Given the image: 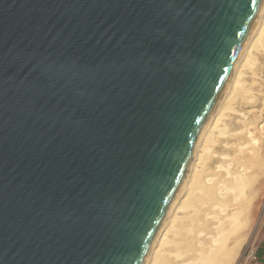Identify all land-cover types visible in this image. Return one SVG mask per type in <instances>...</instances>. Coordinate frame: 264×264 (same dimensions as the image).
Here are the masks:
<instances>
[{"label": "water", "instance_id": "obj_1", "mask_svg": "<svg viewBox=\"0 0 264 264\" xmlns=\"http://www.w3.org/2000/svg\"><path fill=\"white\" fill-rule=\"evenodd\" d=\"M264 0H0V264H142Z\"/></svg>", "mask_w": 264, "mask_h": 264}, {"label": "rangeland", "instance_id": "obj_2", "mask_svg": "<svg viewBox=\"0 0 264 264\" xmlns=\"http://www.w3.org/2000/svg\"><path fill=\"white\" fill-rule=\"evenodd\" d=\"M263 6H264V2H263ZM261 10H262V7L258 12L257 17H259V15L263 13L264 10L263 11ZM250 34L248 38H250ZM263 38H264V34H263L262 39ZM247 41H249V39ZM260 42H259L258 48L255 49L256 51L254 50L255 52L253 53L254 55L253 60H252L253 62L251 63V65H249L247 70H245L242 76L243 84H240V86L241 85L242 86L236 87L237 89L227 87V83L230 82L229 80L231 79L229 78L228 81L226 82L225 89L223 90L218 102L215 105L213 112L217 111L219 115L222 114L220 118V122H218L219 123L218 129L220 127V130L218 131V133L215 132L214 134L215 143L213 142L214 146L212 145V150L210 151V154L208 153L210 156L206 154V157L209 156L207 157L208 159H206L207 161H205L204 163V166L206 167V169L205 167H203V170L208 172L207 175L210 174V176H207V178L209 177L212 180V183H214L213 182L214 180H216L215 183L217 182L216 184L217 194L216 192H214V190L212 191V193L214 194L213 196L209 197V200L206 198L208 200L207 201L208 203L206 206L212 205L210 204L212 202H215V203L218 202L223 207L227 205L225 207V211L223 210L224 208L222 209V206H218L219 205L218 203H217L218 207L216 206V204L213 203V206L210 209H208L209 207L205 206L208 210H210L209 212L211 214H212V211H214L217 208L214 214H219V213L220 214L215 215L216 218L218 219L217 220L215 218L218 221L216 222L219 224L220 221L221 222L225 221L226 223L228 222L227 224H229V221H227V218H226L227 214L231 213V211H234V210L238 211V208L239 210L241 209V213L239 211V215H238L239 216L238 221L241 223V225L237 227V229L235 228L236 230L233 231V233L230 234V237H229L230 239L229 242H231L232 239H236L237 241L236 247L233 250L232 259L226 264H245L247 254L252 248H255L257 246L261 237L263 236V231H264V39L263 41L261 40ZM234 72H235V66L233 68L232 73L234 74ZM211 114L208 115L207 120L208 122L211 121L210 123L212 126L214 122L212 123L213 120H211L212 118ZM204 127L205 126H203V128ZM202 130L200 131V133L202 132ZM194 147H193L194 152L192 151L191 160L188 163L187 171L183 179L187 178L189 174L188 171L191 168V165L193 164V162L197 161L196 159L197 151H196L195 144H194ZM228 170L230 171L227 172ZM230 173L235 175V179L239 177H243V179L241 178L243 181L240 178L238 180L239 181L241 180L242 181V182L240 181L241 183L244 182L243 185L245 184L244 185L245 187L243 188L244 190L242 189L243 192L241 191L242 194L236 197V199L233 198L234 200L229 199V198H232L233 196V195H230L232 193H229L230 197L226 198V200L223 201V204H225L223 205L222 200L228 196L226 193V196L223 197L225 193H223V191L221 192L220 190L221 187L219 188V186L217 185H221L224 179V183L226 185H224V183L223 185L226 187L228 184L226 181L230 180L229 178L233 176ZM212 176L213 178H211ZM214 178H218V180L220 178L221 179L220 182L221 181L222 182L220 183L219 181H217V179H214ZM211 180L209 182H211ZM215 194L219 196L221 201L212 200V197H214ZM216 195L214 197L215 199L218 198V196ZM176 197L177 196L175 194V196L172 199L174 203H175V200H177ZM179 198L182 200L184 197L182 198L179 197ZM227 200H229L230 202H228ZM172 201L166 212V217L164 221L170 215L169 214L170 213L169 211L171 210L170 208H172L171 206L172 204H174ZM224 202H226L227 204ZM217 211H219V213ZM220 215H221V218H220ZM203 217L201 218L204 221L201 218L199 219L196 218L197 222L195 223L194 229L197 230V232L194 230L195 233L191 232V234H193L192 236L189 233L187 237L185 238L186 243H184L183 246H186L187 248V249L184 248V250L186 249L185 251H187L185 252V256L188 255L189 257L188 262L185 263L186 261H182L184 258L183 257L182 259L180 258L181 260L178 259L174 264H176L178 261L179 262L182 261L183 264H190L191 257L193 256V251L196 250L194 248H197L199 244H202V243L204 247L209 246L210 244L209 239L215 234L216 228L218 230V225H216L217 223L215 222V219L210 218L211 223L212 224L215 223L212 225L210 221H206V220H210L207 216H203ZM199 220L200 222L203 221L202 224L207 222L210 225L208 226V224L206 225L205 223L206 226L203 227V225L199 222ZM226 223L223 222V224L221 223V225L225 226L224 224ZM221 225L219 224V227ZM207 226L209 229L206 228ZM210 227H212L211 230H210ZM213 227H214V231H213ZM160 228L161 226L159 227V229ZM160 230H158L157 235L159 234ZM209 230L212 231V233ZM194 235L196 236V238H198L197 240ZM203 236L206 237L204 241H202L204 238ZM189 238L190 239L192 238V241ZM188 239L191 242H189ZM188 243L189 244L191 243V244L189 245ZM195 243H197L196 244L197 246H195ZM151 247L152 245H150L149 247V250H148L149 252H147L145 256L146 258L148 254L150 253ZM190 252H192V256L191 254L189 255ZM255 257H257L256 252H255ZM144 261L145 259L143 260V263L145 264L146 261L145 262ZM179 262L177 264L182 263V262L180 263Z\"/></svg>", "mask_w": 264, "mask_h": 264}, {"label": "bare ground", "instance_id": "obj_3", "mask_svg": "<svg viewBox=\"0 0 264 264\" xmlns=\"http://www.w3.org/2000/svg\"><path fill=\"white\" fill-rule=\"evenodd\" d=\"M261 7H262L261 11H263L264 6L262 5ZM257 18L258 19H256L253 27L251 28L250 38H248L249 41H247L248 40L247 39L246 40L247 42L244 43L241 54H240L237 62L235 63V72H234V74L233 73L231 74V76H230L231 79L229 80L230 82L227 83V87L236 88V87L242 86V85L240 86V84H243L242 83V76H243L245 70H247L249 65H251V63L253 62L252 61L253 56H254L253 53L256 51L255 49L258 48L259 42L261 40L263 41V39H264V38L262 39L263 34H264V11ZM260 44H261V42H260ZM232 91H234V90H232ZM220 112H221V110H220ZM217 113H218L217 111L212 112V114L210 113L212 115V118H211V120H213L212 123L214 122V124H212V126H211V123H210L211 121L208 122V120H207L205 122V124L203 125L205 127L204 128L202 127L203 130L201 129L202 132L201 133L199 132L200 134L197 137L198 140L196 139V141H195V146H196V151H197L196 152L197 158L196 157L195 158L197 159V161L195 160L196 162H193V164L191 165V168L188 171L189 174H188L187 178L183 179V182H181L182 184L180 185L179 190L176 193L177 200H175V203L172 201L174 204H172V206H171L172 208H170L171 209L169 211L170 215L167 217V219L165 221H164V219H165L164 218L163 221L161 222V224H160L161 230L158 228V230H160L158 235H157L158 230L156 231V233L152 239V242H151L152 247L150 249V253L148 254L147 258L145 257V261H146V262L144 261L145 264H174L178 259H180V258L182 259L183 257L184 258L182 261H186L185 263H187L188 259H189L188 255L185 256V252H187L185 250L187 248H186V246H183V245H184V243H186L185 238L187 237V235L189 233L191 236L193 235V234H191V232H194V230H195L194 229L195 223L197 222L196 218L199 219L203 216H207L209 219L210 218L215 219L216 218L215 215L220 214L219 211H217L219 214H214L215 211L217 210V208L216 209L213 208V209H215L214 211L211 210L212 214L209 212L210 210H208L213 206V203L216 204V206H217L218 202L217 203L212 202V203H210L212 205L209 204L210 206H206L208 203L207 201L209 200V197L213 196V194H214V193H212V191L214 190V192H216L217 182L215 183L216 180H214L213 181L214 183H212V180L209 177L207 178V176H210V174L207 175L208 172L203 170V167H205L204 163H205V161H207L206 160V159H208L207 157L210 156L209 154H210V151L212 150V145L215 143L214 142V140H215L214 134H215V132L218 133V131L220 130V127L218 129V126H219L218 122H220V118H221L222 114L219 115V113L218 114ZM217 115H219V116H217ZM206 154L209 156L206 157ZM205 169H206V167H205ZM229 171L230 170H228L227 172H229ZM214 174H216V173H214ZM230 174H232V173H230ZM211 178H213V176ZM231 178H229L230 180H227L225 178L227 180V181L226 180L225 181L228 183L226 187L224 186V185H226L224 183V179H223V182L221 181L222 182L221 185H217V186H219V188L221 187L220 188L221 192L223 191V193H225V195L223 197L226 196V193L228 196L222 200V204H223V201L226 200V198L230 197V195L235 196V197L232 196V198H229L230 200L231 199L234 200L233 198L236 199V197H238L239 195L242 194L241 191L245 187L244 186L245 184L243 185L244 182L241 183L243 181L242 180L243 177H239L240 179L242 178L241 179L242 181L240 180L241 182L238 180L239 178L235 179V175H233ZM214 179H217V181H219V182L221 180L220 178H219V180H218V178H214ZM210 180H211V182H209ZM238 182H240L241 184ZM223 183H224V185H223ZM242 185H243V187H242ZM204 193H206V194H204ZM229 193H232V194L229 195ZM216 194H217V192H216ZM215 195H214V197H215ZM216 196H218V195H216ZM179 197H181V198L184 197V198L181 200ZM214 197H212V200L221 201L219 196H218V198L220 200L218 198L215 199ZM227 201L230 202L229 200H227ZM210 202H211V200H210ZM226 202H224V203H226ZM231 203H232V201H231ZM223 205H225V204H223ZM205 206L209 207V208L207 209ZM218 206H222V205L219 204ZM226 206H224V207L222 206V209L224 208L223 209L224 211H225ZM214 207H215V205H214ZM227 208H229V207H227ZM239 211L241 213V209L239 210V208H238V211L234 210V211H231V213L227 214L226 218H227V221H229V224H227L228 222L226 223L225 221L222 220L224 223H226V224H224L225 226L221 225V223L223 224V222L220 221L219 224L221 226L219 227V224L217 223L218 219L217 218H216L217 220L215 219V222L217 221L216 225H218V230L216 228L215 234L212 237H210V239H209L210 244L208 247H204L202 245L203 244L202 243V244H199V246L197 248H194L196 250L193 251V256H192V252L189 253V255L191 254V256H192V257L190 256L191 257L190 264H226L232 259L233 250L236 247L237 241H236V239H232V241L229 242V240H230L229 237H230V234H232L233 231H235L237 229V227H239L241 225V223L238 221ZM220 218H221V215H220ZM203 219H204V217H203ZM203 221L200 222V220H199V222L201 224ZM206 221H210V223H211V219L206 220ZM213 222H214V220H213ZM205 223H206V225L208 224L207 222H205ZM205 223L202 224L203 227L206 226ZM201 224H200V226H201ZM213 224H215V223H213ZM209 225L210 224H208V226ZM197 226H199V225H197ZM208 226L206 227L207 229H209ZM197 228H199V227H197ZM211 228L212 227H210V230H211ZM200 229H202V228H200ZM195 231L197 232V230H195ZM206 231H208V230H206ZM213 231H214V227H213ZM210 232L212 233V231H210ZM195 235H197V234H195ZM207 235H209V234H207ZM195 238H196V236H195ZM205 238L206 237H204L202 241H204ZM189 239H188V241L191 242L192 238L190 239L191 241ZM197 239L198 238H196V240ZM207 242H208V240H207ZM196 244L197 243H195V246H197ZM237 245H238V243H237ZM191 247H192V245H191ZM184 248H186V249L184 250ZM188 251H189V249H188ZM182 261H180V262H182ZM181 264H183V262Z\"/></svg>", "mask_w": 264, "mask_h": 264}, {"label": "crops", "instance_id": "obj_4", "mask_svg": "<svg viewBox=\"0 0 264 264\" xmlns=\"http://www.w3.org/2000/svg\"><path fill=\"white\" fill-rule=\"evenodd\" d=\"M256 254V262L264 264V235L261 237L259 243L256 246Z\"/></svg>", "mask_w": 264, "mask_h": 264}, {"label": "built area", "instance_id": "obj_5", "mask_svg": "<svg viewBox=\"0 0 264 264\" xmlns=\"http://www.w3.org/2000/svg\"><path fill=\"white\" fill-rule=\"evenodd\" d=\"M263 235H264V231H263ZM255 252H256V247L252 248L249 253L246 256V261L245 264H260L258 262H256V257H255Z\"/></svg>", "mask_w": 264, "mask_h": 264}]
</instances>
